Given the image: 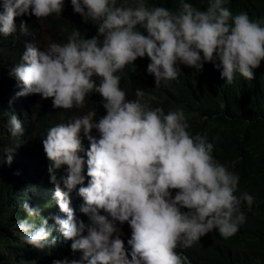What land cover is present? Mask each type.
Returning <instances> with one entry per match:
<instances>
[{"label": "clouds", "instance_id": "9594fccd", "mask_svg": "<svg viewBox=\"0 0 264 264\" xmlns=\"http://www.w3.org/2000/svg\"><path fill=\"white\" fill-rule=\"evenodd\" d=\"M70 2L74 13L97 26V35L85 39L73 28L65 43L44 40L41 51L28 45L22 63L10 72L22 85L19 96L39 94L65 109L42 145L54 200L67 216L56 224L72 241L71 250L83 253V261L53 264H187V249L220 238L218 233L228 238L238 231L246 221L241 202L250 209L253 197L235 195L239 176L213 158L214 145L206 134H191L184 111L165 114L160 107L150 108L148 92L156 93L182 72H201L205 63L222 68L227 83L237 74L238 80H252L253 69L264 60V19L252 20L243 11L233 15L229 0H208L203 11L185 0L176 11L150 7L146 0ZM63 6L64 0H3L0 34L15 32V17L29 10L41 24L53 14L60 16ZM21 31H26L23 23ZM145 56L149 60L139 63L144 77L126 94L117 73ZM93 92L102 97L106 111L98 119L86 101ZM85 107L76 119L68 111ZM7 127L13 137L24 132L15 116ZM81 129L85 135H79ZM80 140L89 146V182L78 189L88 225L74 218L66 199L84 182ZM5 151L10 164L13 149ZM62 165L68 171L58 181L54 173ZM23 208L29 219L12 224V235L37 249L54 245L39 210L27 203ZM125 222L131 229L127 242L120 234Z\"/></svg>", "mask_w": 264, "mask_h": 264}, {"label": "trees", "instance_id": "16d2710c", "mask_svg": "<svg viewBox=\"0 0 264 264\" xmlns=\"http://www.w3.org/2000/svg\"><path fill=\"white\" fill-rule=\"evenodd\" d=\"M179 2L146 0L150 7L164 6L172 11L178 9ZM185 2L203 11L208 0ZM226 6L233 15L243 11L252 20L264 19V0H229ZM2 12L3 0H0ZM33 17L30 10L28 14L16 16L15 32L9 36L0 34V264L83 261V253L71 250L72 241L65 239L56 224L57 218L67 219V216L54 200V185L50 183L48 172L50 161L42 145L47 130L60 124L62 117L45 105L36 108L34 94L19 96L22 85L10 72L22 63L26 46L32 45L41 51L40 46L45 43L41 37H47V43L63 39L65 43L74 28L83 38L90 39L97 35V26L74 13L70 0H64L60 16L53 14L43 19L41 24ZM22 23L26 31H21ZM139 30L142 35H147L145 30ZM148 60L147 56L137 58L117 73L121 77L120 88L126 94H132L137 88L135 85L143 79L144 66L139 63ZM134 65L135 68L131 69ZM202 69L199 73H180L175 81L157 88L156 93L148 92L146 102L152 109L162 108L165 114L182 109L191 134H206L214 145L213 158L239 176L235 195L239 197L248 193L253 197V204L249 209L246 202H241L246 221L234 235L224 238L218 233L220 238L215 237L203 245L187 249V264H264V60L253 69L250 81L238 80L237 74L231 83H227L221 76L222 68L212 63H205ZM96 82L98 84L99 80ZM86 101L95 109L97 119L106 115L99 94L90 93ZM12 116L24 128L22 135L13 137L8 131L7 124ZM80 141L85 148L81 146L82 151L78 153L85 161L81 172L84 182L77 185L66 199L74 218L88 225L89 217L81 211L85 204L78 195V189L86 187L89 182L86 164L89 146ZM9 148L13 149L10 164L5 151ZM67 171L66 165L55 170L57 180L66 177ZM25 203L39 210V218L47 220V227L51 229L49 239H55L51 247L37 249L12 235V224L29 219L23 208ZM99 214L107 215L103 210ZM83 234L86 235V231Z\"/></svg>", "mask_w": 264, "mask_h": 264}, {"label": "rangeland", "instance_id": "374dc122", "mask_svg": "<svg viewBox=\"0 0 264 264\" xmlns=\"http://www.w3.org/2000/svg\"><path fill=\"white\" fill-rule=\"evenodd\" d=\"M41 38L46 40L45 37H41ZM34 99H35L34 104H35L36 108L37 107H41L42 105H45V106L51 108L54 112H61V111L65 110V109H61V108H55L53 106V101H52L51 98L44 99L39 94H36ZM68 111L76 119V118H80L87 111V107H85L84 110L73 108V109H70ZM91 133H95V134L98 135V133L96 132L95 129H93ZM79 135H85L84 132H83V129H81ZM120 234H121L122 239L125 240L126 242L128 241V239L131 238V229H130V227L128 226V224L126 222L124 224H122V228L120 229ZM85 264H87V263H85Z\"/></svg>", "mask_w": 264, "mask_h": 264}, {"label": "bare ground", "instance_id": "6f19581e", "mask_svg": "<svg viewBox=\"0 0 264 264\" xmlns=\"http://www.w3.org/2000/svg\"><path fill=\"white\" fill-rule=\"evenodd\" d=\"M51 111H53L52 109H51ZM54 112V111H53ZM127 246H129L128 244H127Z\"/></svg>", "mask_w": 264, "mask_h": 264}]
</instances>
